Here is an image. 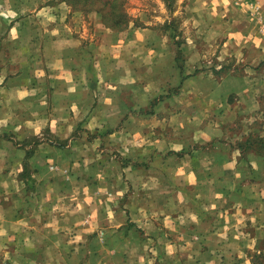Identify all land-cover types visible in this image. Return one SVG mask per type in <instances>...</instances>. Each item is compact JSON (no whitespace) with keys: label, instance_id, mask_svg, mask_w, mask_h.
<instances>
[{"label":"rangeland","instance_id":"1","mask_svg":"<svg viewBox=\"0 0 264 264\" xmlns=\"http://www.w3.org/2000/svg\"><path fill=\"white\" fill-rule=\"evenodd\" d=\"M183 4L125 0L116 30L0 0V264H264V150L241 144L264 138V60L223 58ZM29 217L62 226L38 241Z\"/></svg>","mask_w":264,"mask_h":264},{"label":"crops","instance_id":"2","mask_svg":"<svg viewBox=\"0 0 264 264\" xmlns=\"http://www.w3.org/2000/svg\"><path fill=\"white\" fill-rule=\"evenodd\" d=\"M182 2H184V6L182 5L181 7L183 9L182 11H187L188 15L193 19L192 21H198L197 25L199 27L200 25H205V32H210L213 34V36H219L222 38L223 42L220 46V55L222 57L223 54L231 56L233 52L236 51L237 57L239 58L238 60H245L251 63L264 60V36H260V34L264 35V0H187L186 2L182 0ZM241 57L243 58L241 59ZM61 94L69 95V93L66 91H62ZM75 103L77 106L78 103L76 99ZM75 103H71V105H74ZM93 126L99 127L98 125ZM54 128H57L56 124ZM70 144L71 141L68 142V146H70ZM61 151L62 150H59L58 152L60 153ZM47 152H50V150ZM219 156L220 155L216 156V154H213L212 170H215L217 167L219 169L222 167L225 169V165L226 167L229 166V168L226 169L228 171L234 168V166L231 167V160H227V162L223 160L225 162L223 166H221L222 160L219 158ZM234 157L236 156L234 155ZM207 184L212 186L213 180ZM106 204L107 203H103L102 208L105 207ZM137 204L132 207L133 211L143 205V203L139 206H137ZM93 205L96 206V201L95 204L89 205V210H92L94 207ZM108 207H111L110 203L108 204ZM35 213H37L38 216L40 215L37 206ZM109 217V214H102L101 220L104 219L103 222L93 221L92 217L91 221H87L88 226L85 227H87L86 229H89V232L93 231L95 228L100 227L101 224L110 222L111 219H107ZM15 223H19V220L15 221ZM18 225L22 227L26 226V229L28 228V230L34 228V232L37 234V240L39 241V239L45 238L43 227H49L54 231L57 228L60 229L62 223H59L58 226H55L54 223L49 224V222L45 223L41 221L37 223V225L43 227L37 229V227H33V217H29L22 219ZM12 228L10 231H12ZM101 231H104L103 237L105 238L104 240L107 241L110 231L108 229H102ZM52 234L54 235L55 233ZM13 235L14 233H9L7 236L6 232H0V239L12 242ZM97 249L98 251H95V253L98 255L97 260H102L103 257L107 256L108 248L106 249L103 244L97 247ZM113 250L114 251H112V253H114L116 249Z\"/></svg>","mask_w":264,"mask_h":264},{"label":"trees","instance_id":"3","mask_svg":"<svg viewBox=\"0 0 264 264\" xmlns=\"http://www.w3.org/2000/svg\"><path fill=\"white\" fill-rule=\"evenodd\" d=\"M82 12L99 14L101 22L107 28L124 30L128 26L129 18L123 11L125 0H60ZM246 147L258 144L264 150V138L247 135L243 143ZM240 151V148H237ZM241 153V151H240ZM264 154V153H263Z\"/></svg>","mask_w":264,"mask_h":264}]
</instances>
